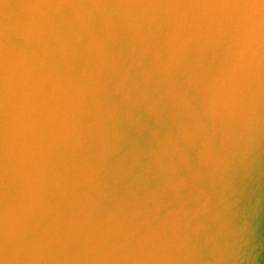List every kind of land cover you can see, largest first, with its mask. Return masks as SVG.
<instances>
[{"label":"water","instance_id":"95a60500","mask_svg":"<svg viewBox=\"0 0 264 264\" xmlns=\"http://www.w3.org/2000/svg\"><path fill=\"white\" fill-rule=\"evenodd\" d=\"M0 264H264V0H0Z\"/></svg>","mask_w":264,"mask_h":264}]
</instances>
